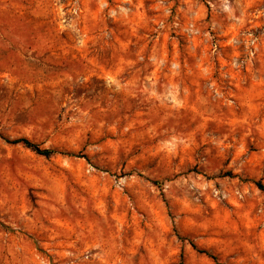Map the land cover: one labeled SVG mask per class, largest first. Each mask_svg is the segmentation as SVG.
Wrapping results in <instances>:
<instances>
[{
	"label": "rangeland",
	"instance_id": "obj_1",
	"mask_svg": "<svg viewBox=\"0 0 264 264\" xmlns=\"http://www.w3.org/2000/svg\"><path fill=\"white\" fill-rule=\"evenodd\" d=\"M257 183L264 0H0V264H264Z\"/></svg>",
	"mask_w": 264,
	"mask_h": 264
},
{
	"label": "trees",
	"instance_id": "obj_2",
	"mask_svg": "<svg viewBox=\"0 0 264 264\" xmlns=\"http://www.w3.org/2000/svg\"><path fill=\"white\" fill-rule=\"evenodd\" d=\"M8 143H10V144H21L25 148L30 149L34 153H36L40 156H44V157H50L53 154V152H51L50 150H41L36 144H33L31 141H29L28 139H25V138L12 140V141H9ZM256 186L261 191L264 192V186L263 185H261L260 183H257ZM191 245L194 249H197L194 244H191ZM198 252L201 254H205L206 256L211 258L213 261H217L216 258L214 256L210 255L208 252H204V251H200V250H198Z\"/></svg>",
	"mask_w": 264,
	"mask_h": 264
}]
</instances>
